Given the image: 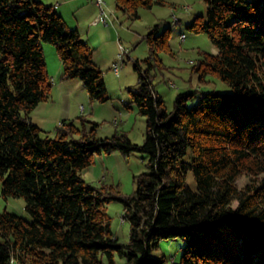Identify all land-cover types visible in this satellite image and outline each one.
<instances>
[{
  "label": "trees",
  "instance_id": "16d2710c",
  "mask_svg": "<svg viewBox=\"0 0 264 264\" xmlns=\"http://www.w3.org/2000/svg\"><path fill=\"white\" fill-rule=\"evenodd\" d=\"M156 1L116 7L136 19ZM206 2V16L187 27L208 34L217 53L204 51L192 68L200 81L213 75L232 91L179 92L168 110L150 71L157 51L171 53V29L158 34L156 23L148 66L135 63L138 82L129 88L145 116L139 144L124 132L97 137L99 122L85 114L41 135L30 113L52 90L42 42L56 46L62 78L80 79L93 101L111 98L104 73L53 5L0 0V196L23 197L31 214L0 211V264H117V256L126 264H264V0ZM115 150L147 156L131 194L82 176L95 154ZM241 175L250 177L243 186ZM111 200L130 222L126 242L112 231ZM178 237L179 263L152 255L161 239Z\"/></svg>",
  "mask_w": 264,
  "mask_h": 264
},
{
  "label": "rangeland",
  "instance_id": "374dc122",
  "mask_svg": "<svg viewBox=\"0 0 264 264\" xmlns=\"http://www.w3.org/2000/svg\"><path fill=\"white\" fill-rule=\"evenodd\" d=\"M42 1L53 5L56 11L60 5L59 9L64 13L66 24L70 28L79 29L82 38L93 50V60L103 70L111 98L106 102L93 101L84 90L85 95H80L75 104L78 114H75L76 108L72 106L73 114L70 115L74 116L66 118L68 121L77 120L72 117L85 114L88 119L99 122L97 137H109L116 132H124L134 142L142 144L146 128L145 116L140 114L131 102L129 88L135 87L138 82L135 63L138 61L143 69L148 66L146 59L150 56V46L147 34L156 23L159 24L156 30L158 34L163 33L167 28L171 29L169 37L171 53L164 50L157 51L158 56L153 59L154 64L150 71L155 87L163 97L168 110L173 109L174 100L179 92L195 89H198L196 91L198 94L208 90L232 91L227 82L213 75H209L205 81H200L197 72L192 68V65L204 56V51L217 53V48L212 44L208 34L195 33L187 27L195 15L206 16V0L156 1L151 8L140 7V16L136 19L117 9L116 0H101V5L96 0ZM121 45L124 50L126 49L123 60L118 58ZM42 46L50 77L56 79L62 68L56 46L50 42H42ZM114 61H119L121 64L119 76L112 68ZM195 99L197 96L194 97ZM80 104L84 109L80 110L81 106L78 107ZM48 105L51 115L41 126L43 129L41 135L53 137L56 127L65 119L61 111L64 106H61L63 102L59 99L55 103L49 102ZM76 122L81 126L78 121ZM146 161V154L139 151L130 154H123L120 150L97 153L92 163L81 173L90 183L113 184L122 193L131 194L136 187L134 176L148 170ZM249 179L248 175H241L237 183L243 186ZM188 180L194 187L195 181L191 175ZM4 210L16 212L26 219L31 218V214L25 208L23 197L0 196V211ZM106 212L110 217L112 231L119 241H128L130 222L124 216L122 203L117 200L107 202ZM184 246L183 239L179 237L161 239L159 247L153 249L151 253L156 256L165 255L170 262L179 263ZM116 261L117 264H126L123 257L117 256Z\"/></svg>",
  "mask_w": 264,
  "mask_h": 264
},
{
  "label": "crops",
  "instance_id": "0c3cea01",
  "mask_svg": "<svg viewBox=\"0 0 264 264\" xmlns=\"http://www.w3.org/2000/svg\"><path fill=\"white\" fill-rule=\"evenodd\" d=\"M65 1H67V0H65ZM59 6L60 5H58L57 10L64 18V13H63V11H61V9H59L60 8ZM62 69L63 68H60V72L58 73L56 79H55V77L54 78L51 77V79H53V80H52V90H51L50 97L44 101H41L30 113L32 120H34L40 127L42 125H44V123L46 122L48 117L51 115V113L49 112V108H48L49 102L55 103V102H57V99L61 100L63 102V105H61V106H64L63 110H61V111L65 115L64 118L66 119V118H70V116H74V115H70V114H73V113H71L72 106H74L76 108L75 104L78 101V99L80 98V95H83V96L85 95L84 90L86 91V89H85L82 81L78 78H72V79L62 78V73H63V72H61ZM48 73H49V71H48ZM116 73L117 72H115V74ZM116 75L119 76L120 73L116 74ZM79 106H81L80 110L84 109V108H82V106H83L82 104L78 105V107ZM75 112H76L75 114H78L77 108H76ZM79 115H75L76 117H72V118H77Z\"/></svg>",
  "mask_w": 264,
  "mask_h": 264
},
{
  "label": "built area",
  "instance_id": "2783aa9c",
  "mask_svg": "<svg viewBox=\"0 0 264 264\" xmlns=\"http://www.w3.org/2000/svg\"><path fill=\"white\" fill-rule=\"evenodd\" d=\"M96 2L99 4V5H101V0H96ZM102 13H103V11H102ZM120 51H119V53H118V58L120 59V60H123V57H124V54H125V51H126V49L124 50V47L121 45L120 46ZM120 63H119V61H114L113 62V64H112V68H114V70H116V72H117V74H119V72H120ZM82 108H83V106H82Z\"/></svg>",
  "mask_w": 264,
  "mask_h": 264
},
{
  "label": "bare ground",
  "instance_id": "6f19581e",
  "mask_svg": "<svg viewBox=\"0 0 264 264\" xmlns=\"http://www.w3.org/2000/svg\"><path fill=\"white\" fill-rule=\"evenodd\" d=\"M116 71V70H115Z\"/></svg>",
  "mask_w": 264,
  "mask_h": 264
}]
</instances>
